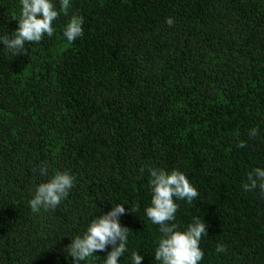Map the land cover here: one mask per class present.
<instances>
[{
	"label": "trees",
	"instance_id": "1",
	"mask_svg": "<svg viewBox=\"0 0 264 264\" xmlns=\"http://www.w3.org/2000/svg\"><path fill=\"white\" fill-rule=\"evenodd\" d=\"M21 7L0 0V37L12 38ZM74 14L83 35L68 43ZM53 27L24 54L0 43V264H73L71 238L116 204L129 229L118 264L132 251L158 264L151 167L182 171L199 193L175 200L173 221L205 222L199 264H264V194L243 188L264 168V0H70ZM57 171L75 177L68 196L32 212Z\"/></svg>",
	"mask_w": 264,
	"mask_h": 264
},
{
	"label": "clouds",
	"instance_id": "2",
	"mask_svg": "<svg viewBox=\"0 0 264 264\" xmlns=\"http://www.w3.org/2000/svg\"><path fill=\"white\" fill-rule=\"evenodd\" d=\"M20 5L22 7L19 16L13 17L18 21V28L12 33V38L7 35L0 37V43L13 51L15 56L27 52L26 42L39 43L45 34L48 37L53 36L55 31L53 21L61 12L68 14L70 0H60L59 10L52 0H20ZM166 23L171 27L174 24L173 18H167ZM82 25V17L75 14L70 17L62 31L68 43L74 42L83 35ZM258 131L257 128H252L248 135L255 137ZM238 147H246V142L240 141ZM143 171L142 168L141 172ZM148 171L152 195L151 204L145 208V214L153 224L159 226L161 234L154 252L155 261L158 264H199L204 257L199 243L203 236H207L205 222L194 216L185 230H180L173 222L178 210L175 200H185L191 204L198 197V191L180 170L173 169L167 172L162 168L151 167ZM40 174L47 175V169L40 168ZM74 180L75 177L67 171H57L48 181L40 183L29 201L32 212L55 209L62 199L68 196ZM247 181L243 185L245 191L259 188L261 194H264V168H254L247 174ZM124 212L123 204H116L107 214L95 217L82 236L71 238V243L65 251L72 258L73 264H81V262L87 264L93 254L97 251H105L109 245L112 250L108 252L104 264H118V258L128 251L129 229L122 227L119 222V217ZM216 251L225 252V245L218 244ZM142 259L138 252H131V264H141Z\"/></svg>",
	"mask_w": 264,
	"mask_h": 264
}]
</instances>
